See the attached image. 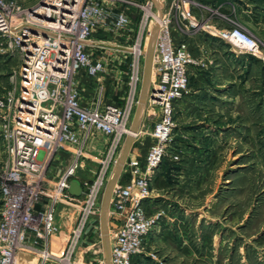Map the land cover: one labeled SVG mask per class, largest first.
I'll return each instance as SVG.
<instances>
[{
  "label": "built area",
  "instance_id": "2783aa9c",
  "mask_svg": "<svg viewBox=\"0 0 264 264\" xmlns=\"http://www.w3.org/2000/svg\"><path fill=\"white\" fill-rule=\"evenodd\" d=\"M209 6L197 0H42L27 9L0 0V44L20 56L19 90L0 102L7 107L9 163L0 174V264H76V253L100 201L112 169L120 161L127 136H137L131 119L139 104L148 41L155 36L153 71L156 87L150 98L161 107L152 134L154 143L144 163L125 162V182L115 185L108 215L118 222L109 260L101 264H132L142 253L154 226L144 201L151 194V179L167 153L175 126V103L185 96L192 65L199 62L186 43L174 45L172 28L184 33L198 30L204 18L195 8ZM131 9L139 13L134 43L124 47L131 57L129 92L124 105L117 102L84 106L76 88L77 74L97 77L104 62L93 51L104 48L94 31L129 33ZM156 29V31L154 30ZM218 36L241 54H254L258 43L252 33L235 24L217 29ZM149 45V44H148ZM91 49V50H90ZM102 92V88L99 89ZM93 132L108 139L95 176L85 179L83 198L68 191L83 145ZM77 146L76 159L57 182L47 180V170L58 151ZM59 203L76 208L73 227L62 233L56 220ZM59 235L63 249L54 253L51 238Z\"/></svg>",
  "mask_w": 264,
  "mask_h": 264
},
{
  "label": "rangeland",
  "instance_id": "374dc122",
  "mask_svg": "<svg viewBox=\"0 0 264 264\" xmlns=\"http://www.w3.org/2000/svg\"><path fill=\"white\" fill-rule=\"evenodd\" d=\"M3 1L15 2L27 9L42 0ZM169 1L162 0V3L168 4ZM255 1L256 4L253 3ZM222 2V5L209 6L212 10L207 9V13L202 15L204 23L200 29L191 33L179 30L181 41L174 43L175 46L186 43L199 64L192 65L189 90L175 103L172 140L159 170L151 179L154 203L159 201L162 204L151 209L147 202L144 205L146 213L154 222L147 237L157 230L160 221L170 211L178 210L190 219V223H182L180 228L179 224L173 222V228L184 231L180 245L184 248L177 249L174 243L168 246L158 241L147 247L144 242L142 253L145 256L133 257L132 264H264V20L252 24L253 29L239 16L247 14V10L251 14L255 8H262L264 16V0ZM131 12L138 26L139 13L136 9H131ZM174 23L177 26L178 22ZM235 24L243 26L256 38L258 49L254 54L242 57L241 53L218 36L217 29ZM126 34L101 30L92 33V38L104 41L106 47L122 50H92L95 57L101 56V52L104 53L101 57L105 59L120 57L116 63L120 62V68L126 73L127 84L125 98L117 102L120 105H124L128 97L131 56L123 52L126 48L117 46L125 45L123 41ZM130 34L132 36L126 44L134 43L137 28ZM188 35L200 38L190 47L183 40ZM154 53L155 45L153 57ZM146 62L147 57L142 60L141 84ZM218 62L221 64L216 66ZM20 65L19 54L7 51L0 44V102L6 101L11 93L19 90ZM153 65L148 84L150 89L156 87ZM211 68L214 77L194 78L196 71L201 74L211 71ZM77 75L75 81L79 91ZM150 105V110L160 107L151 98ZM7 109L0 106V174L6 170L10 160L5 137L8 127L3 118V114H8ZM153 128H148L146 135L150 134L154 139ZM142 135L144 131L139 132L137 137L140 139ZM153 143L154 140L150 147ZM65 165L52 163L47 170V180L52 183L59 181L69 166L64 168ZM77 171L78 168L73 177L76 173L91 177ZM158 171L164 182L153 190ZM151 194L147 199L152 197ZM112 219L115 220L114 217ZM186 233L191 235L190 239Z\"/></svg>",
  "mask_w": 264,
  "mask_h": 264
},
{
  "label": "crops",
  "instance_id": "0c3cea01",
  "mask_svg": "<svg viewBox=\"0 0 264 264\" xmlns=\"http://www.w3.org/2000/svg\"><path fill=\"white\" fill-rule=\"evenodd\" d=\"M197 1L205 3L208 6L219 5L220 3H221L220 5H222L223 3L222 0H197ZM253 3L256 4L257 1ZM204 13H207V9L199 8V7L194 9V14L197 18L203 17L202 15H204ZM262 13H263L262 8L261 9L255 8L253 10V13L250 14V11L247 10V14L245 15L241 14L239 16L240 18H243L242 20L248 26H250V28L254 29L252 24L256 25L260 21L264 20V16ZM134 18L132 19V25L130 31L131 33H133L137 28V22L136 20H134ZM154 30L156 31V29ZM179 30L180 29L176 26L172 28V37H173V42L175 44H178L181 41L180 39L181 35ZM130 32L129 33L127 32V34L125 35L123 41L124 44L128 43L129 38H131L132 35L130 34ZM192 36L193 35H188V37H185L183 39L187 42L188 45H190V47L193 46L194 43H196L195 40H197V38H200V36H196L195 38ZM152 39L154 41L155 36H153ZM203 43H205V41H203ZM104 48L106 50L111 49L120 52L122 51L113 46L111 47L105 46ZM102 55H104L103 52H101V56ZM101 56L97 58L101 59L104 62L105 66H104V71L100 75H98L97 77H89L84 74L77 75L78 87L80 91V101L84 106H88V107L94 106L98 98H100L101 105L107 103H113V102H121V100L125 98L127 94V87H126L127 84L125 82L126 73L120 68V62L116 63L117 59L120 57L110 56L107 59H105ZM241 56L243 57L244 55ZM220 64L218 62L216 66ZM212 70L213 68H211V71L201 74H199V72L196 71V73L194 74L195 76L194 78L197 77V78L207 79L206 77H209L211 75L212 77H214L215 73H213ZM100 88H102V92L99 91ZM150 90H153L152 88L150 89V86H147V88L145 89L144 81H143L140 86L139 104L134 111L132 117V123H131L132 129H135L137 133L139 132L141 133V131L142 132L144 131V135H142L140 139L137 136H127L125 138L120 151L119 163L124 161L125 164V162L128 161L129 159H138L143 163L145 162L146 155L148 153L150 145L154 140L149 136L150 134L146 135L148 134V128L151 129L152 127H154L155 123L159 120L161 116L160 107H156V109L150 110V106H151ZM107 144H108V139L102 133L93 132L90 135V137L86 140L85 144L83 145V152L81 156L78 158L77 168L78 171H81L80 172L81 174L90 175L91 177L86 178L81 175H77L76 173L73 179H77L82 184L85 179H91L95 176V173L100 164V159L104 155V152L107 148ZM76 149L77 146H68L63 150L58 151L53 161L58 162V164L65 163L66 165L64 166V168H66L76 159L77 157ZM119 163L112 169L110 173L107 186L101 197L99 211L94 217H92L87 232L84 234L81 243L78 247L75 256L76 264H101L102 261L105 260L108 261L110 258V250L113 243L114 233L116 231L115 228L117 227L115 220L113 219L111 220V217L108 215V209L111 205L112 194L110 195L109 202L106 207L105 216H103V207L105 204L107 187L111 182V180L113 179V177H115V174L119 167ZM122 172H123V168L120 174L118 175L115 185L125 182V177L122 176ZM163 182H164L163 177L158 171L153 181V190L156 189V186L158 184H162ZM151 196L152 197L150 199L144 201L145 206H146V202L148 208L150 209L154 206H158L162 204L159 201L154 203L155 195L152 193ZM74 197H76L77 200L80 201L83 198V194L81 196H74ZM55 216L59 228L63 233L65 231L70 230L73 227L76 221L77 211L76 208H74V206L59 203L56 207ZM173 222L179 224L178 226L180 228V224L190 223V219L182 212H179L178 210L168 212V214H166V216L163 217V219L160 221L157 230L151 233L148 237L146 236L147 238H145V242L147 247L150 244L155 245L158 241V242H165V244L167 245L174 243L178 247L177 249H183L184 247L180 245L182 243L181 238L184 236L183 235L184 231L179 232V228H175V227L173 228L174 226ZM168 224H170L171 226H168ZM189 235L190 234L186 233V236ZM188 238L190 239L191 235ZM50 249L54 253H58L63 249V241L61 236L57 234L51 238ZM168 249L170 250L169 247ZM139 256L142 258L145 256V253H141L139 254ZM46 264H55V263L53 261H50L47 262Z\"/></svg>",
  "mask_w": 264,
  "mask_h": 264
},
{
  "label": "water",
  "instance_id": "95a60500",
  "mask_svg": "<svg viewBox=\"0 0 264 264\" xmlns=\"http://www.w3.org/2000/svg\"><path fill=\"white\" fill-rule=\"evenodd\" d=\"M154 41H150L149 45H148V52H147V62H146V69H145V74H144V87L145 89L147 88L150 80H151V73H152V65H153V52H154ZM141 104V101H140ZM134 132L135 129H132ZM124 165V161L119 163V167L118 170L115 174V177H113V179L111 180V182L109 183L107 190H106V196H105V204L103 207V216H105L106 214V207L108 205L109 202V198L110 195L113 192L114 189V185L116 183V180L118 178V175L120 174L122 168ZM69 193L73 196H81L83 193V186L81 185V183L77 180V179H72L70 181V186L68 189Z\"/></svg>",
  "mask_w": 264,
  "mask_h": 264
},
{
  "label": "trees",
  "instance_id": "16d2710c",
  "mask_svg": "<svg viewBox=\"0 0 264 264\" xmlns=\"http://www.w3.org/2000/svg\"><path fill=\"white\" fill-rule=\"evenodd\" d=\"M136 18H137V16H136ZM242 55H247V54L245 53V54H242Z\"/></svg>",
  "mask_w": 264,
  "mask_h": 264
},
{
  "label": "bare ground",
  "instance_id": "6f19581e",
  "mask_svg": "<svg viewBox=\"0 0 264 264\" xmlns=\"http://www.w3.org/2000/svg\"><path fill=\"white\" fill-rule=\"evenodd\" d=\"M153 62H154V60H153ZM104 193V192H103Z\"/></svg>",
  "mask_w": 264,
  "mask_h": 264
}]
</instances>
